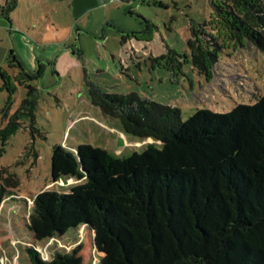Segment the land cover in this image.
<instances>
[{
    "label": "rangeland",
    "instance_id": "obj_1",
    "mask_svg": "<svg viewBox=\"0 0 264 264\" xmlns=\"http://www.w3.org/2000/svg\"><path fill=\"white\" fill-rule=\"evenodd\" d=\"M217 1L99 0L94 15L77 23L75 0H0V14L13 6L0 15V128L27 91L20 68L10 66L11 52L36 76L27 83L38 88L35 123L24 119L13 136H0V168L10 167L20 180L0 202V264H34L27 247L39 252L41 264H110L103 226L73 225L37 203L47 190L54 196L81 191V182L57 168L56 146L89 144L126 155L156 142L127 133L120 119L94 105L89 82L177 106L183 119L198 108L224 113L264 95V52L219 23L201 26L215 17ZM205 30L212 34L208 43L199 35ZM191 37L209 76L193 64ZM214 42L221 48L218 60ZM127 224L134 229L133 211Z\"/></svg>",
    "mask_w": 264,
    "mask_h": 264
},
{
    "label": "trees",
    "instance_id": "obj_2",
    "mask_svg": "<svg viewBox=\"0 0 264 264\" xmlns=\"http://www.w3.org/2000/svg\"><path fill=\"white\" fill-rule=\"evenodd\" d=\"M213 6L215 17L201 26L219 23L264 52V0H218ZM5 9L0 15L8 16L13 6ZM199 35L210 42L207 30ZM192 37L193 64L209 76ZM211 45L218 60L221 48ZM8 61L20 68L27 91L0 128L3 139L13 136L24 119L34 124L38 104V88L26 81L36 76L26 73L12 52ZM88 92L92 103L120 119L127 133L156 142L126 155L89 144L75 150L56 146L57 168L66 179L81 182V191L54 196L47 190L37 203L62 221L75 220L73 225L103 226L110 264H162L163 257L169 264H264V95L224 113L198 108L183 119L179 107L136 92L110 93L94 82ZM19 183L10 167H1L0 202ZM132 211L134 229L127 224ZM199 245L207 249L199 252ZM27 251L34 264H41L37 250Z\"/></svg>",
    "mask_w": 264,
    "mask_h": 264
},
{
    "label": "crops",
    "instance_id": "obj_3",
    "mask_svg": "<svg viewBox=\"0 0 264 264\" xmlns=\"http://www.w3.org/2000/svg\"><path fill=\"white\" fill-rule=\"evenodd\" d=\"M99 6V0H75V18L77 23L81 18L85 17L88 14L94 13V8ZM94 15V14H93ZM80 18V19H79ZM94 16H92L93 24Z\"/></svg>",
    "mask_w": 264,
    "mask_h": 264
}]
</instances>
